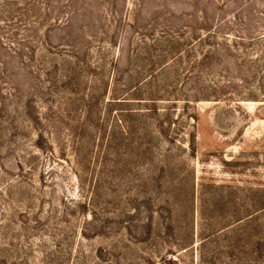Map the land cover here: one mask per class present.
I'll return each mask as SVG.
<instances>
[{"label": "rangeland", "instance_id": "rangeland-1", "mask_svg": "<svg viewBox=\"0 0 264 264\" xmlns=\"http://www.w3.org/2000/svg\"><path fill=\"white\" fill-rule=\"evenodd\" d=\"M264 264V0H0V264Z\"/></svg>", "mask_w": 264, "mask_h": 264}, {"label": "trees", "instance_id": "trees-1", "mask_svg": "<svg viewBox=\"0 0 264 264\" xmlns=\"http://www.w3.org/2000/svg\"><path fill=\"white\" fill-rule=\"evenodd\" d=\"M169 263H170V264H172V261H171V260H169Z\"/></svg>", "mask_w": 264, "mask_h": 264}]
</instances>
